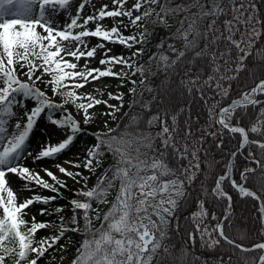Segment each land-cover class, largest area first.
Segmentation results:
<instances>
[{
    "label": "snow or ice",
    "instance_id": "snow-or-ice-1",
    "mask_svg": "<svg viewBox=\"0 0 264 264\" xmlns=\"http://www.w3.org/2000/svg\"><path fill=\"white\" fill-rule=\"evenodd\" d=\"M69 233L68 264H264V0H0V264Z\"/></svg>",
    "mask_w": 264,
    "mask_h": 264
},
{
    "label": "rangeland",
    "instance_id": "rangeland-1",
    "mask_svg": "<svg viewBox=\"0 0 264 264\" xmlns=\"http://www.w3.org/2000/svg\"><path fill=\"white\" fill-rule=\"evenodd\" d=\"M111 7V5H109ZM87 10V9H86ZM126 19V18H125ZM105 21L109 24V26L111 25V18H105ZM125 31H130V29L128 30H125ZM96 38H92L93 41H95ZM109 47H111L113 49V51H119L123 48V46H120V45H112L110 44ZM124 51H127L126 49H123ZM67 58V57H66ZM80 63L82 64L83 63V58L81 59ZM90 66H94V65H90ZM105 82H108V81H111L110 85H109V89L108 90H114L115 88V84H116V78H113V77H104L102 78ZM93 84L97 83L96 81H93L92 82ZM43 87V85H41ZM85 90H93L91 88V85H85ZM105 98L106 97V92H105ZM112 102H115V101H112ZM98 107H104L103 105H100ZM86 127L88 128H91L95 131V129L97 127H99V125L97 123H89ZM53 142H55V138H53ZM90 143L88 142H84V141H81L80 138L76 139L74 144L70 147V149L68 151H66L63 155L60 156V162L63 163L64 162V157H68L69 159H81L84 155H85V148L89 145ZM79 154V155H77ZM27 163V161H26ZM65 167H72L71 165H68V164H65L64 165ZM52 170L54 172L57 173V175L61 176L63 178V174L59 173L58 169H56L54 166L52 167ZM83 170V169H81ZM42 175L45 176V178L49 179V181L51 182V179L48 178L46 176L45 173L41 172ZM97 174H99V172L97 171ZM95 181V177H90V180H89V183L91 185V183H94ZM68 184L71 186V187H79V185H74L73 184V181H71V179L68 180ZM37 189H33V191H36ZM40 191V189H38ZM41 192V191H40ZM51 192V191H50ZM29 193L27 191H25L23 193L24 196H27ZM51 195H54L52 192H51ZM68 197L69 195H64V199L67 200L68 202ZM56 203V202H55ZM42 205L39 204V203H36L34 204L32 207L34 209L36 208H39L41 207ZM38 220L39 219H49L48 216H44V215H37L36 217ZM45 229H40L38 230V234L39 235H43L45 233ZM69 235L71 236L72 234L69 233ZM73 239V238H72ZM60 243H64L63 240L60 241ZM78 243L79 241H74L73 239V244L71 246H69L66 250V253L61 251L60 249H56L55 251H50L48 253V255L51 257V256H55L57 259L56 260H51V264H57V260L59 259L60 256L64 255L65 256V259L63 261V264H68V258L72 257V255L74 254V251H75V248L78 246ZM42 264H46L45 261H42Z\"/></svg>",
    "mask_w": 264,
    "mask_h": 264
},
{
    "label": "trees",
    "instance_id": "trees-1",
    "mask_svg": "<svg viewBox=\"0 0 264 264\" xmlns=\"http://www.w3.org/2000/svg\"><path fill=\"white\" fill-rule=\"evenodd\" d=\"M248 86L249 87L252 86L250 81L248 82ZM81 138L82 140L88 143L94 142V137L88 134H83ZM225 139L227 141V137ZM233 144H235V141H233ZM109 162H110V158L108 160H105L104 166L106 167ZM98 170L100 171V169ZM219 170H220V166H217V171ZM61 191L63 193H67L68 195H72V193L69 192V189H62ZM56 202L57 204H64L66 206V211H67V206H68L67 202L65 203L63 199H58L56 200ZM217 211L220 212L221 209L217 208ZM234 211H235V218L233 222V228L228 230L230 234L235 235L236 229L254 228L255 226H257L253 224L254 217L252 216V212L254 211V209L252 208L251 201H242L234 197ZM71 234L74 241H80L81 237L78 234H73V233Z\"/></svg>",
    "mask_w": 264,
    "mask_h": 264
}]
</instances>
